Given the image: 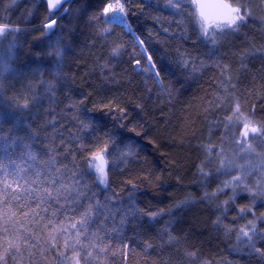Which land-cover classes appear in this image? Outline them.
Wrapping results in <instances>:
<instances>
[{
	"label": "snow or ice",
	"instance_id": "obj_1",
	"mask_svg": "<svg viewBox=\"0 0 264 264\" xmlns=\"http://www.w3.org/2000/svg\"><path fill=\"white\" fill-rule=\"evenodd\" d=\"M21 2L27 4L28 0H9L5 13L16 15L12 10L19 9ZM156 11L184 17L192 28L189 35L173 33L169 39L178 36L186 47L206 51L198 52L194 59L186 48L172 56L153 46L132 21ZM11 15L0 17V45L4 49L0 55V106L7 109L0 114V264H109L116 257L128 264L140 242L147 254L156 247L165 250L181 245L182 240V250L178 248L164 264H211L202 258V247L187 243L189 235H204L194 231L196 215L193 222L188 221L193 212L207 217L204 223L213 233L223 231L230 237L235 232V250L247 264H264V211L256 212L264 208V162L249 163V171L246 166H237L234 159L225 157L223 137L219 151L210 139L207 144H192L202 138L196 132L177 142L169 127L171 121L158 120L148 105L153 92L162 91L165 81L177 72L184 83L198 81L199 60L200 74L210 69L218 72L211 83L213 94L205 97L208 115L204 122L216 131L223 125L224 135L239 150V157L251 158L256 142L264 144V42L257 44L255 37L241 40V30L251 22L259 24L264 34V0L235 4L232 0H164L163 4L137 0L134 5L130 0H103L99 8L92 0H31L15 21ZM85 18L88 27H97L96 39H103L104 44L85 74L75 73L70 82L63 63ZM36 20L41 22L36 24ZM34 32L39 35L29 41ZM121 36H131L132 40L133 51L126 60L127 46ZM235 40L241 43L237 45ZM25 42L26 56L31 59L24 67L33 76L40 72L41 78L36 89L29 83L16 90L9 77L24 74L14 61ZM122 64L127 67L118 72ZM138 76L146 79L134 84ZM77 78L81 83L74 92L72 84ZM148 81L153 87L147 86ZM175 84L181 88L175 90V97L169 89L173 99L184 87L180 80ZM61 91L63 99L58 95ZM9 92L12 94L5 95ZM65 101L68 103L61 107ZM39 119H43L42 124L37 123ZM125 131L135 134L126 135ZM141 141L156 151L177 146L203 153V159L198 157L199 163L194 164L193 175L200 179L193 189L210 188L221 175L231 179L220 181L211 194L205 190L179 199L169 193L167 199L174 202L159 207L162 202L158 201L156 210L142 207L146 186L165 189V177L144 169H140L144 175L132 174L128 165L145 153ZM213 153L219 160L214 171ZM161 157L170 168L178 171L181 167L178 158L169 159L163 152ZM257 170L259 175L253 180ZM113 175L125 177L119 182V192L111 187ZM221 195L227 199L219 203ZM197 205L203 209L195 208ZM230 212L235 215L228 219ZM239 221L245 223L237 227ZM180 232H185L183 237ZM215 238L218 235L211 237ZM155 240L160 241L158 246Z\"/></svg>",
	"mask_w": 264,
	"mask_h": 264
},
{
	"label": "trees",
	"instance_id": "obj_2",
	"mask_svg": "<svg viewBox=\"0 0 264 264\" xmlns=\"http://www.w3.org/2000/svg\"><path fill=\"white\" fill-rule=\"evenodd\" d=\"M9 0H0V17L5 15H11V13H5L4 5L7 4ZM83 2V0H81ZM130 2L134 5L137 0H130ZM155 2V0H154ZM161 4L164 3V0H159ZM239 2V0H232V3L235 4ZM31 3V0H28V3L21 2L19 5V9H13L12 12H15L16 15H11V19L15 21L19 12L28 7ZM92 3L96 5L97 8L102 7L103 0H92ZM91 14V13H89ZM188 15L186 10L185 16ZM257 16L261 15V13L257 12ZM36 24H39L41 21L36 20ZM133 26H138L140 31L143 33V36L149 38L150 43L159 47L162 50L168 51L172 56L177 54V50L181 48H186V51L192 53V57L197 58L198 52L206 51V49H192L191 47H186L184 41L180 40L178 36H175L169 39L173 33L189 35L192 32V28L189 25V22L184 17L175 18L171 16L167 12L156 11L153 12L150 16L145 14V16L140 17L139 19L133 18ZM171 23V27L169 24ZM180 24V27H177V24ZM27 27H31V25H27ZM168 29L167 35L164 34V30ZM117 34L119 33V29L116 30ZM245 33L247 36L245 37ZM139 34V33H138ZM38 32L30 33L28 40L31 41L34 37L38 36ZM99 35L98 29L95 25L92 27H88L85 22L81 23L77 28V34L72 37V40L75 41V44L72 45L71 51L65 56L63 63V72L71 77L79 72L81 76L85 74L87 68L91 66V61L94 58L95 54L101 51V45L104 44L103 39H96ZM255 37L257 44L264 42V34L260 33V25L249 23V27L241 30V40L247 38L251 40ZM113 37H109L111 40ZM195 39V36L192 37ZM121 40H123L127 46V52L125 53L124 59L128 58V54L133 51L132 49V40L131 36H121ZM11 40V37H9ZM241 40H235V43L239 45ZM8 41H5L7 44ZM92 43L96 44L95 48L90 47ZM191 41H189V44ZM3 46L0 45V55L3 54ZM18 57L14 61V66L22 73L23 75H18L14 79L9 77V79L15 84L16 90H22L27 87L29 83H31L33 89L38 88L40 82V72H36L35 76L30 74V69H25L24 65L27 64L28 60L31 57H27L26 53L28 52V43L25 42L21 48L18 50ZM138 51V50H137ZM200 59H204L201 57ZM206 63H210L205 61ZM115 63V61L113 62ZM127 67V65H121L120 68L117 69L119 72L122 68ZM191 67V65H190ZM257 68H259V63H257ZM199 60H197V76H199L198 81L189 80L187 83H184V77L177 72L174 76L169 77L168 81H165L163 90L157 89L152 94V100L148 102L149 110H155L154 115L159 120L163 117L166 121H171L169 125L170 130H172V135L175 136L177 142L181 137L187 139L193 132H196L198 136L202 137L199 141H192V144H196L198 142L207 144L209 139L211 140V144L217 147V151H219L221 146V138L223 137L224 141V150L225 157L232 158L235 160L237 166H246V171H249L247 165L249 163L256 165L264 162V144L256 142L258 145L256 152L253 153L251 158L243 157L242 159L238 155L237 149H235L234 145L229 140L228 136L224 135L225 129L224 126L221 125L220 131H216L214 128L210 129L209 125L205 123V118L208 115L204 109L207 106V101L205 99L206 96L213 94L214 90L211 87V83L215 82L214 78L218 76V72L213 70L205 71L203 74L199 72ZM251 75V73L249 74ZM50 77L45 76L44 79H49ZM127 78V77H125ZM146 79L143 76L135 77L133 83H139ZM172 80L175 84L176 80H180L183 83L184 87L182 89V94L177 98L173 99L176 96V89L181 88V84H173L169 83ZM81 81L79 78L76 79L75 83L72 84L74 92H78ZM142 88L143 84L140 85ZM147 86L149 88L153 87L152 82L148 81ZM259 82H257L256 87L259 88ZM173 91V97L168 95L169 89ZM41 93L44 92V89H39ZM121 91H126L125 89H121ZM12 93H6L5 95H11ZM126 94H130L127 93ZM59 98L63 99V91L58 93ZM159 97V98H158ZM72 99L76 100L77 96L72 95ZM172 101L169 104V101ZM68 101H65L61 107H64ZM243 103V101H242ZM47 107V104H45ZM91 107V105H89ZM162 109V111H161ZM7 109L3 106H0V114L6 112ZM43 112V109H41ZM220 115H223L221 113ZM145 120H148L150 123L153 121L149 120V117L145 116ZM38 124L43 123V119L37 120ZM212 123H215L213 120ZM7 127V125H5ZM139 130V129H138ZM51 131V130H49ZM74 131V129H73ZM126 135H134L135 133H127ZM167 134H165V139ZM57 144H59V140H57ZM141 144H144L141 141ZM144 152L140 154V159L131 165H128L130 169H132V174H140L144 175V172H140V169H144L145 172L147 170H154L156 175H161L163 173L165 177V189H155L151 187H147V196L141 198V206L148 207L152 206L153 210L157 209L156 203L158 201L162 202L158 206L164 207L165 205L172 203L174 201L167 199L169 193L173 195L174 198L183 199L186 195L192 194L196 195V193H203L205 190L211 194L212 191L215 190L218 183L220 181L231 179V176L221 175L216 177V183H213L210 188L205 189L201 187L199 189H193L191 186L198 182L200 178L194 177L193 173L196 171L194 164L199 163L198 157L203 159V153L198 152H190L187 149H180L177 146H173L171 148H163L159 151L152 150L149 145L144 144ZM161 152L168 154L169 159H179L181 167L179 170H175L174 168H170L165 159L161 157ZM146 157V159H145ZM213 163L211 165L212 170L214 171L216 167L219 166V160L216 159V154H212ZM60 165H57L59 167ZM172 171V175L168 176V171ZM208 169L206 168L205 171ZM232 175H236L235 172ZM259 175V170L252 174V179L255 180ZM125 177L112 176L113 184L112 188L119 192L120 188V180ZM179 178V183L177 182ZM157 193L156 197L153 198V194ZM227 199V196L221 195L219 197L218 202L222 203ZM149 200H152V205H149ZM241 204H246L247 201H241ZM239 206V205H238ZM195 208L203 209V205H197ZM264 211V208L256 209L257 215L260 212ZM196 215V220L193 222L192 217ZM235 214L230 212L228 219H231ZM205 215L196 214L195 212L188 214V221L193 222L195 224L194 231L197 233H204L203 236L189 235L188 244L196 245L197 247H202L204 259H209L211 264H247L245 260H242L239 255V251L236 249V234L233 232L230 237H225L223 231L219 234L213 233L209 224H205L206 220ZM227 222V221H225ZM245 221H239L237 225H243ZM163 224V221L160 225H157V228H160ZM187 228H185V232ZM185 232H180L179 235L181 237L184 236ZM218 238L211 239L212 236H217ZM166 239V238H165ZM108 243V241H106ZM184 241H181V245H176L171 248H166L165 250H161L159 247H156L155 250H149L147 254H145L142 249L144 248L143 242H140V248H137L133 254H131L128 258V264H164L169 258L175 254L176 250L179 248L182 250L184 246ZM160 241L155 240L154 245H159ZM115 247H119L118 244ZM242 247V246H241ZM230 249H234L230 253ZM106 260L108 258H105ZM109 264H123V261L120 257H116L109 261Z\"/></svg>",
	"mask_w": 264,
	"mask_h": 264
}]
</instances>
